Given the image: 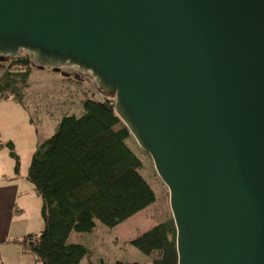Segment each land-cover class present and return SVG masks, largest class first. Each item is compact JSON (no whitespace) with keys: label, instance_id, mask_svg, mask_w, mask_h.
<instances>
[{"label":"water","instance_id":"95a60500","mask_svg":"<svg viewBox=\"0 0 264 264\" xmlns=\"http://www.w3.org/2000/svg\"><path fill=\"white\" fill-rule=\"evenodd\" d=\"M22 51L115 99L178 264H264V0H0V56Z\"/></svg>","mask_w":264,"mask_h":264},{"label":"trees","instance_id":"16d2710c","mask_svg":"<svg viewBox=\"0 0 264 264\" xmlns=\"http://www.w3.org/2000/svg\"><path fill=\"white\" fill-rule=\"evenodd\" d=\"M29 54L17 56L13 65L26 69L7 70L0 80L4 90H16L18 77L26 83ZM22 74V75H21ZM115 99L103 102L86 99L84 114L65 116L56 132L34 152L27 179L43 198L44 227L23 240L39 264H80L89 249L70 243L72 232H92L100 222L108 227L127 220L156 201L150 184L140 173L142 160L127 145L130 130L118 116ZM20 168V158L12 141L6 143ZM131 243L153 256L151 264H178L174 220L162 222ZM4 264V263H0ZM98 264H109L101 260ZM112 264H142L117 261Z\"/></svg>","mask_w":264,"mask_h":264},{"label":"rangeland","instance_id":"374dc122","mask_svg":"<svg viewBox=\"0 0 264 264\" xmlns=\"http://www.w3.org/2000/svg\"><path fill=\"white\" fill-rule=\"evenodd\" d=\"M25 54L28 53L22 51L16 56H0V80L4 78L8 69L17 68L22 72L26 69L24 65H13L17 56ZM19 79L18 77L17 92L23 101L15 98L16 90L13 89L4 90L0 95V138L3 140L8 135H14L11 125L13 123L19 125L20 122L26 127H31L34 138L37 139V146L56 132L63 117L83 115V103L86 99L103 102L113 98L101 93L90 74L80 73L76 67L57 68L33 63L29 67L26 83H21ZM13 102L18 103L14 110ZM18 131L20 138L17 139L19 144L21 143L19 145L20 161L24 168L25 165L30 168L32 158L27 156L29 151L24 145L34 138L25 127L24 130ZM4 143L6 145V142ZM126 143L142 160L140 173L154 190L156 201L115 227H108L97 222L92 232H72L70 243H80L90 249V253L82 259L80 264H98L101 260L109 264L117 261L151 264L153 256L143 253L131 241L154 226L173 219L169 189L158 175L151 155L140 147L132 135L127 138ZM15 151L17 152L16 149ZM9 155L11 156L10 152Z\"/></svg>","mask_w":264,"mask_h":264},{"label":"crops","instance_id":"0c3cea01","mask_svg":"<svg viewBox=\"0 0 264 264\" xmlns=\"http://www.w3.org/2000/svg\"><path fill=\"white\" fill-rule=\"evenodd\" d=\"M21 100L23 101V99ZM13 104H15L12 107L14 110L18 103L13 102ZM11 126L14 129V135H8L4 140L0 138V263L39 264L38 257L25 248L22 240L27 235L37 234L43 229V198L27 179L28 165H25L24 168L20 161V168L17 172L15 159L9 155L10 151L4 143L12 141L14 148L17 150L16 153L20 156L19 145L21 143L19 144L17 139L20 138L18 130H24L25 127L31 135L34 133L31 127L24 126V123L19 122V125L13 123ZM36 141V138L30 139V142L24 145L27 148L26 150L29 151L27 156L31 158L35 147L37 149L38 146H36Z\"/></svg>","mask_w":264,"mask_h":264}]
</instances>
